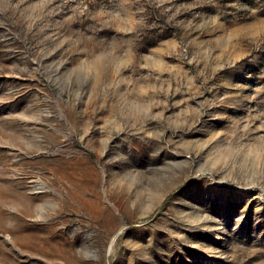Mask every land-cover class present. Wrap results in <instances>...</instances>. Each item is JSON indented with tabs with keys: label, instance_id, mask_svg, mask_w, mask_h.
<instances>
[{
	"label": "rangeland",
	"instance_id": "rangeland-1",
	"mask_svg": "<svg viewBox=\"0 0 264 264\" xmlns=\"http://www.w3.org/2000/svg\"><path fill=\"white\" fill-rule=\"evenodd\" d=\"M0 264H264V0H0Z\"/></svg>",
	"mask_w": 264,
	"mask_h": 264
}]
</instances>
